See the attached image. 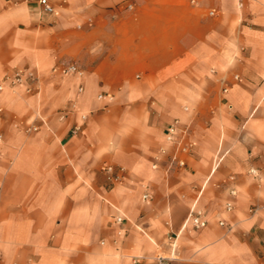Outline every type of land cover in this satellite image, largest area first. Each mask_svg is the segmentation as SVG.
<instances>
[{"label":"crops","instance_id":"0c3cea01","mask_svg":"<svg viewBox=\"0 0 264 264\" xmlns=\"http://www.w3.org/2000/svg\"><path fill=\"white\" fill-rule=\"evenodd\" d=\"M47 2L0 0V82L36 77L0 92V264H264V0Z\"/></svg>","mask_w":264,"mask_h":264},{"label":"built area","instance_id":"2783aa9c","mask_svg":"<svg viewBox=\"0 0 264 264\" xmlns=\"http://www.w3.org/2000/svg\"><path fill=\"white\" fill-rule=\"evenodd\" d=\"M42 12L44 14L54 15L56 16L57 13L53 9L52 6L49 5L47 0H38ZM128 9L131 8L130 5L127 6ZM215 11H210L208 13L209 16H213ZM65 74L71 75L75 78L81 79L84 76L83 71L77 67L75 64H69L65 67ZM233 79L235 81L238 80V76L234 75ZM31 82L36 83V77L34 74L27 70H17L13 73L7 74L0 82V92H2L5 88H8L12 93H15V88L18 85H27L28 88L25 90L27 94L32 92V89L29 87ZM222 84V82H220ZM78 91L81 92L82 88L79 87ZM228 91V88L223 84L221 88V94L224 95ZM101 98V97H100ZM108 100H112V97L107 96ZM2 110L0 109V113ZM62 116V115H61ZM15 128H18V125H15ZM80 125H74L71 129V134L76 135L80 131ZM37 131V127H29L24 129L25 133L35 132ZM187 131L180 127L178 121H174L171 125H169L165 130V143L166 147H163L159 150V155L165 156L167 159V164L169 168H176V169H184L186 166L185 157L191 153L193 148V143L186 141ZM1 141V137H0ZM167 147H170L172 150L171 152L168 150ZM152 168H156V164L152 165ZM253 172V171H251ZM104 173L106 176L107 182L113 186L120 184L124 179L125 169L123 167H114V166H107L104 169ZM144 189V193L142 195V199L146 201L148 199L147 194V187L142 186ZM232 194H234L232 192ZM232 206L230 204L226 205V210L230 211ZM126 219L123 216H117L113 218V223L115 225H121ZM187 223L193 230H200L206 227L207 221L204 219V215L201 211L192 210L189 214ZM220 226H224L223 223H219ZM117 235H122L121 231H118ZM168 243L172 249H175V241L176 236L169 235L167 237ZM158 264H170L171 260L165 259L161 256L157 257Z\"/></svg>","mask_w":264,"mask_h":264}]
</instances>
